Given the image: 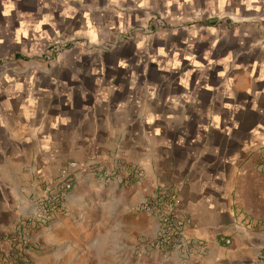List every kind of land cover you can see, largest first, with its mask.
I'll use <instances>...</instances> for the list:
<instances>
[{"label": "crops", "instance_id": "crops-1", "mask_svg": "<svg viewBox=\"0 0 264 264\" xmlns=\"http://www.w3.org/2000/svg\"><path fill=\"white\" fill-rule=\"evenodd\" d=\"M93 158L143 176L79 173L28 264H264V226L236 219L264 190V0H0V240L38 186ZM160 188L203 258H132L159 232L134 209Z\"/></svg>", "mask_w": 264, "mask_h": 264}, {"label": "built area", "instance_id": "built-area-1", "mask_svg": "<svg viewBox=\"0 0 264 264\" xmlns=\"http://www.w3.org/2000/svg\"><path fill=\"white\" fill-rule=\"evenodd\" d=\"M58 49L52 48L43 55L45 60L51 61ZM79 173H90L107 182H122L118 173L108 172L104 166H97L96 161L86 163H69L49 183L44 184L35 192L28 203L29 209L22 215L15 227L8 234L2 235L0 240V261H19L28 264L27 250L32 244V236L51 224L57 215L67 212L66 202L68 195L74 187L75 179ZM143 171L134 167L127 176L132 180H140ZM177 197L174 190L163 189L153 200H144L140 209L155 217L159 224L157 248L162 250L192 252L198 256L208 253V244L203 240H189L185 237L190 221L176 215ZM230 244V241H226ZM169 253H165L167 257Z\"/></svg>", "mask_w": 264, "mask_h": 264}, {"label": "rangeland", "instance_id": "rangeland-1", "mask_svg": "<svg viewBox=\"0 0 264 264\" xmlns=\"http://www.w3.org/2000/svg\"><path fill=\"white\" fill-rule=\"evenodd\" d=\"M48 51H50V50H48ZM91 160L92 161H96L97 162V166H100V165L103 164L102 166H104L105 169L108 172H110V173H116L117 172L118 175H121V177L123 178V181L120 184H122V185H129V184H132L133 182L138 181V180L129 179L127 177L129 175V171H131L132 167H131V165L127 164L126 162H123L122 161V162L119 163L115 159L114 160L115 161V165H114V167L111 168L108 165H105L104 163L101 164L98 161L97 158H93ZM119 160H122V159L119 158L118 161ZM83 175H90V173H85ZM95 178L98 179V177H95ZM75 181H76V179H75ZM38 187L40 189V186H38ZM163 189H165V188L158 189L154 195H152L150 198H146V199L147 200H153L156 196H158L160 194V192ZM33 195L34 194H32L29 197V199L27 200V205H28V203L31 200V198H32ZM259 197H260V199H259L260 202H258V203H256V202H248V203H245L244 204L242 210L240 209V207H238L236 209V210H239V211H237L238 212V216L236 217L238 227L247 229L249 227H255L256 228V227H259V226H264V190L262 191V193H260V196ZM146 199H144V200H146ZM140 204L134 209V213L135 212L136 213H144L140 209ZM21 216L22 215L19 216L17 222L19 221V219H20ZM17 222L13 225V228L15 227V225L17 224ZM39 232L40 231H38V233ZM157 237H158V235H156L154 238H149V239L142 238L138 242V244L136 245V248H135V251H134V254H133L132 258L133 259H136L138 257L146 258V254L147 253H151V252H159V254L161 255L160 258H162V256L165 257L164 254L168 252L169 255L166 258L171 257L173 255V253H174V249L162 250V249L157 248V244H156ZM227 237L228 236H221V238L225 241V245L226 246H230L231 245V242L228 245L226 244V241H230V240H228ZM208 246H209V244H208ZM182 253H185V252H182ZM185 254L187 256L188 255H191V256H194V257H197V258H203L204 257V256H198V255H196V254H194L192 252H186Z\"/></svg>", "mask_w": 264, "mask_h": 264}]
</instances>
